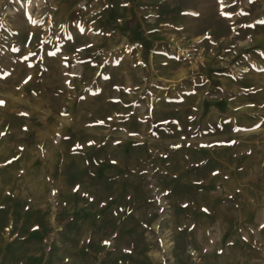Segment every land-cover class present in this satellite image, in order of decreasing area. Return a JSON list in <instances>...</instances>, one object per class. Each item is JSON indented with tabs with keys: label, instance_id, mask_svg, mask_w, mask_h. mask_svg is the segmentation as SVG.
Segmentation results:
<instances>
[{
	"label": "rangeland",
	"instance_id": "rangeland-1",
	"mask_svg": "<svg viewBox=\"0 0 264 264\" xmlns=\"http://www.w3.org/2000/svg\"><path fill=\"white\" fill-rule=\"evenodd\" d=\"M264 0H0V264H264Z\"/></svg>",
	"mask_w": 264,
	"mask_h": 264
},
{
	"label": "snow or ice",
	"instance_id": "snow-or-ice-1",
	"mask_svg": "<svg viewBox=\"0 0 264 264\" xmlns=\"http://www.w3.org/2000/svg\"><path fill=\"white\" fill-rule=\"evenodd\" d=\"M261 23H264V21H262ZM4 102L3 101H0V104H3Z\"/></svg>",
	"mask_w": 264,
	"mask_h": 264
}]
</instances>
